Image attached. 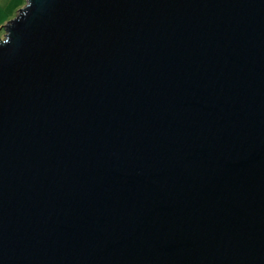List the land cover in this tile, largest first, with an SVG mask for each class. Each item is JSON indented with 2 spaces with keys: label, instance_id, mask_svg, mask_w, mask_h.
<instances>
[{
  "label": "water",
  "instance_id": "1",
  "mask_svg": "<svg viewBox=\"0 0 264 264\" xmlns=\"http://www.w3.org/2000/svg\"><path fill=\"white\" fill-rule=\"evenodd\" d=\"M1 31L0 264H264V0H26Z\"/></svg>",
  "mask_w": 264,
  "mask_h": 264
},
{
  "label": "rangeland",
  "instance_id": "2",
  "mask_svg": "<svg viewBox=\"0 0 264 264\" xmlns=\"http://www.w3.org/2000/svg\"><path fill=\"white\" fill-rule=\"evenodd\" d=\"M7 1L8 0H6V2ZM25 5H26V0H12V1H10L9 6H8V10H7V16H9V19L6 21V23L4 25H6L10 20H12L16 17L18 8H23ZM0 28H1V26H0ZM4 34H5L4 31H1L0 36H2V38H0V39H3Z\"/></svg>",
  "mask_w": 264,
  "mask_h": 264
},
{
  "label": "crops",
  "instance_id": "3",
  "mask_svg": "<svg viewBox=\"0 0 264 264\" xmlns=\"http://www.w3.org/2000/svg\"><path fill=\"white\" fill-rule=\"evenodd\" d=\"M10 1L12 0H8L7 2L6 0H0V26L1 28L6 23V21L9 19V16H7V10H8Z\"/></svg>",
  "mask_w": 264,
  "mask_h": 264
},
{
  "label": "snow or ice",
  "instance_id": "4",
  "mask_svg": "<svg viewBox=\"0 0 264 264\" xmlns=\"http://www.w3.org/2000/svg\"><path fill=\"white\" fill-rule=\"evenodd\" d=\"M0 38H2V36H0Z\"/></svg>",
  "mask_w": 264,
  "mask_h": 264
}]
</instances>
